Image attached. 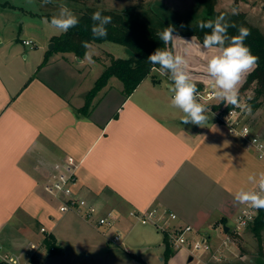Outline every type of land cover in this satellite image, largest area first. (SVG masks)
Segmentation results:
<instances>
[{
	"label": "crops",
	"instance_id": "0c3cea01",
	"mask_svg": "<svg viewBox=\"0 0 264 264\" xmlns=\"http://www.w3.org/2000/svg\"><path fill=\"white\" fill-rule=\"evenodd\" d=\"M55 35L45 40L53 42ZM0 37L1 46V31ZM23 39L34 41L29 49L35 53H26L29 45ZM6 43L7 48L0 47V244L14 264H38L47 231L60 254L74 243L85 251L82 256L95 252L121 259L124 255L111 247L112 231L125 233L127 242L139 225L142 235L129 245L141 251L154 248L165 264H220L209 257L210 251L200 252L195 263V255L189 261L186 248L165 261V233L159 236L154 231L159 229L135 222L129 212L167 209L178 215L176 223L192 225L217 245L243 206L234 202L235 193L252 191L264 161L210 116L203 127L183 124L184 113L171 106L166 77L142 87L146 77L129 96L122 89L105 90L110 79L89 112L82 113L79 108L94 86L82 87L88 65L84 58L54 52L44 64L46 55L37 53L42 46L35 37H12ZM57 66L75 75L55 85L51 78ZM67 157L79 163L78 194L114 214L116 223L106 233L74 213L61 216L57 201L45 190L56 164ZM250 175L256 179L249 181ZM125 256L128 264H148L138 256Z\"/></svg>",
	"mask_w": 264,
	"mask_h": 264
},
{
	"label": "rangeland",
	"instance_id": "374dc122",
	"mask_svg": "<svg viewBox=\"0 0 264 264\" xmlns=\"http://www.w3.org/2000/svg\"><path fill=\"white\" fill-rule=\"evenodd\" d=\"M61 3L66 4L77 17H79L80 10L84 9L87 5H99L109 9L125 10L130 17L146 21L153 25H159L161 22L168 21L172 24L181 26L184 22L194 23L197 20L205 18L208 13L207 9L198 0H52L50 5L39 0H0V31L3 36V43L0 47L7 48L6 42L12 37L33 36L36 38V42L42 46L37 53L47 55L49 45L52 42H47L45 40L46 36L50 33L61 34V31L50 26V18L48 16L33 18L31 13H49L55 16L58 14V5ZM216 9L244 12L248 20L264 32L262 28V21H264V0H218ZM29 47L30 46L26 49V53H35L33 51L36 50H31ZM88 53L91 55V61L86 59V56L84 57L88 65L84 64L87 77L83 82V88H91L94 85L97 77L111 62L113 57L127 58L132 52L124 45L112 41H105L102 43H92ZM74 63L79 62L74 61ZM53 73L55 78L53 76L51 81L55 85H62V82L65 83L66 79L68 81L70 76L75 75L71 70L64 69L61 66L55 67ZM161 76L166 77L165 75H161L160 71L155 67L142 87L146 84L151 85L155 78H160ZM195 80L203 81L204 87L210 84H206L202 78H195ZM109 88L114 92L118 91V89H122V93L125 94L123 91V83L117 77L111 78L109 87L105 88V90ZM253 95V91L248 90L243 100L246 101L247 98L253 97ZM262 101L263 105L256 111H251L246 119L251 121L257 130L264 133V99ZM206 115L213 119L209 112H207ZM153 227L154 226H147L150 230L155 229V227ZM93 229L94 233L99 234L97 229ZM142 229L143 227L141 225L136 226L134 230L128 234V241L130 242L131 239L135 240L140 238ZM154 231L159 233V236L162 235L161 231L158 232L156 229ZM112 233L114 234V231H112ZM225 235V233L222 235L217 245H214L210 241L212 244V250L208 253L210 258H214V254H216L221 259H214L220 264H264V228L261 231L260 239H258L253 231V224H251L244 234H242V232L232 234L231 237L234 240L230 242L228 246H221L222 239ZM128 241L125 242V245L131 249L130 251L133 252V254H126L122 247L111 244L113 249L119 250L121 254L124 255L121 259H114L105 255L99 256V254L95 252H88L87 255L82 256L85 251L83 249H76L73 243L71 250H68L69 248L66 247L67 249L62 254L59 253L60 251L51 253L47 247L42 248V255L38 258V264H128L124 262V258L129 259L125 255L129 257L138 256L146 260L148 264H165L164 261L160 260V255L157 254L154 248L141 251L140 248H133L132 245H129ZM231 244L233 245L232 248L230 247ZM69 245L71 246L72 244L67 243V246ZM218 247L220 250H217ZM174 250L176 251L177 249L174 248ZM2 252L6 253V249L3 248ZM199 253L200 251L196 252L194 263L197 261V255ZM241 254L246 255L245 260L241 258ZM12 262L13 260H11V263Z\"/></svg>",
	"mask_w": 264,
	"mask_h": 264
},
{
	"label": "trees",
	"instance_id": "16d2710c",
	"mask_svg": "<svg viewBox=\"0 0 264 264\" xmlns=\"http://www.w3.org/2000/svg\"><path fill=\"white\" fill-rule=\"evenodd\" d=\"M39 1L43 2V0ZM198 1L207 9V17L197 20L194 23L184 22L181 26L168 21L161 22L159 25H153L146 21L130 17L125 10L109 9L99 5H87L84 9L80 10L77 26L52 38L54 47L52 50H48L43 63L45 64L49 54L54 52H72L77 57L84 58L85 53L89 51L92 43H102L105 41H112L124 45L132 52L127 58L113 57L111 62L96 79L94 86L86 96L85 104L79 108L80 112L88 113L92 107L94 97L109 83L112 77H117L121 80L123 83V91L126 96H129L146 77L151 75L155 67L159 68V66L150 64L147 58L158 48L165 47L157 33L171 26L174 29L173 35H178L184 40L191 41L193 36L199 37L198 40L193 41V46L188 50L187 59L189 61V71L192 80L196 83L198 90H201L204 88V82L197 81L195 78L209 79L206 75V61L216 50L213 49L206 54H201L195 47L198 43L202 44L204 35L211 31L210 29L201 30L199 24L201 21L214 20L217 16L224 14L227 22L230 25H234V27L230 26L227 30L229 37L238 35V30L241 27L246 28L249 32L244 43L249 47L251 53L257 57V61L238 85L239 100H243L246 97V92L252 90L254 93L253 97L247 98L246 101L250 104L252 112L256 111L263 105L262 100L264 99V32L259 27L253 25L244 12L235 11V14H233V11L227 9L217 10L216 4L218 0ZM51 2L47 3V5H50ZM96 11H102L103 15L112 18L111 23L106 26L107 36L101 39L94 38L91 33L93 24L91 16ZM47 16L50 20L53 17L49 13ZM85 41L89 44L88 49L82 46V42ZM168 47L171 48L172 46L169 45ZM184 48L185 45L181 41L176 42L175 51L182 52ZM165 76L168 79V76ZM168 81L172 83L169 79ZM231 107L233 106L230 104L226 105L220 101L212 105V108L218 111H228ZM252 224L255 235L260 239L261 231L264 228V209L260 210ZM43 243L51 253L58 252L56 240L52 234L46 235ZM164 243V259L168 261L176 251L171 246L167 234H165ZM52 247H55V249L52 250Z\"/></svg>",
	"mask_w": 264,
	"mask_h": 264
},
{
	"label": "clouds",
	"instance_id": "9594fccd",
	"mask_svg": "<svg viewBox=\"0 0 264 264\" xmlns=\"http://www.w3.org/2000/svg\"><path fill=\"white\" fill-rule=\"evenodd\" d=\"M43 2L47 4L51 0H43ZM233 14H235V10H233ZM111 19L110 16L103 15L102 11L94 12L91 16L93 21L92 36L96 39L106 37V26L111 23ZM78 23V17L63 3L58 5V14L50 20V26L61 32H67ZM230 26L234 27L227 22L224 14L217 16L214 20L201 21L199 28L211 31L204 35L202 44L198 43L195 47L201 54L216 50L206 61V75L211 84V95L226 105L240 107L238 85L256 64L257 57L244 43L249 35L248 30L241 27L238 30V35L229 37L227 30ZM173 32V27L169 26L157 33L165 47L155 50L147 60L153 66H159L161 75H167L168 79L172 81L169 85L171 106L184 113L181 122L203 127L209 119L206 113L210 109L199 101L198 88L192 80L187 59L188 50L193 46V41L198 40L199 37L193 36L191 41H187L178 35H173ZM177 41H181L185 45L182 52L175 51ZM169 45L172 47H168ZM82 46L85 49L89 48L87 41L82 42ZM85 56L91 61V55L88 52L85 53ZM213 79L214 83H211ZM252 143L257 144V141L253 140ZM258 150H261V156L264 158V144H259ZM254 179H256L255 175L248 177L249 181ZM258 189L259 191L240 189L234 195V202L252 209H264V172L259 173Z\"/></svg>",
	"mask_w": 264,
	"mask_h": 264
},
{
	"label": "built area",
	"instance_id": "2783aa9c",
	"mask_svg": "<svg viewBox=\"0 0 264 264\" xmlns=\"http://www.w3.org/2000/svg\"><path fill=\"white\" fill-rule=\"evenodd\" d=\"M23 43L30 47L34 46L32 39H23ZM157 69L159 70V68ZM198 92L199 101L210 109L209 113L213 120L223 124L232 137L242 140L249 150L264 161L261 156V150H258V145L264 144V133L257 130L252 122L246 119L247 115L252 111L250 104L245 100H240V107H231L228 111H218L212 108V105L218 103L219 100L211 95V87H204ZM253 140H256L257 144H253ZM78 164L73 157H67L65 161L57 163L55 173L44 184V188L57 201L58 211L61 216L67 213H74L106 233L107 230L115 225L116 218L112 212H102L95 203L78 194ZM252 190L259 191L258 183ZM260 210L243 205L234 218L233 226L222 239L221 246H228L230 242H233L234 239L231 235L241 233L246 227L251 225ZM129 215L135 222L153 225L167 234L171 245L175 249L186 248L191 255H196L198 251L206 252L212 250V244L206 235L199 234L190 224L176 223L178 215L167 209L153 207L146 210H131ZM41 230L47 231L45 227H42ZM111 240L113 243L121 245L125 251L130 252V248L125 245L123 233L115 232ZM51 249L54 250L55 247ZM2 250L3 246L0 244V262L11 263V257L7 253H3ZM217 250H220V248L218 247ZM214 258L217 260L221 259L216 254H214ZM214 258L212 257V259Z\"/></svg>",
	"mask_w": 264,
	"mask_h": 264
},
{
	"label": "water",
	"instance_id": "95a60500",
	"mask_svg": "<svg viewBox=\"0 0 264 264\" xmlns=\"http://www.w3.org/2000/svg\"><path fill=\"white\" fill-rule=\"evenodd\" d=\"M54 47V42L50 43L49 45V50H52ZM225 231H228V227H225ZM189 261H192L193 260V255H190L189 258H188Z\"/></svg>",
	"mask_w": 264,
	"mask_h": 264
}]
</instances>
